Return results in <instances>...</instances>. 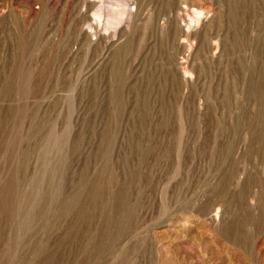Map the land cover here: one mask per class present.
Returning <instances> with one entry per match:
<instances>
[{"label": "rangeland", "instance_id": "rangeland-1", "mask_svg": "<svg viewBox=\"0 0 264 264\" xmlns=\"http://www.w3.org/2000/svg\"><path fill=\"white\" fill-rule=\"evenodd\" d=\"M264 264V0H0V264Z\"/></svg>", "mask_w": 264, "mask_h": 264}, {"label": "bare ground", "instance_id": "bare-ground-1", "mask_svg": "<svg viewBox=\"0 0 264 264\" xmlns=\"http://www.w3.org/2000/svg\"><path fill=\"white\" fill-rule=\"evenodd\" d=\"M163 264H177L174 259H167L163 262Z\"/></svg>", "mask_w": 264, "mask_h": 264}]
</instances>
